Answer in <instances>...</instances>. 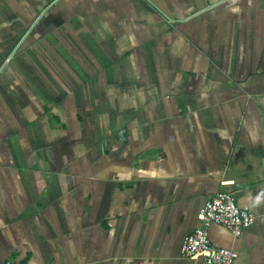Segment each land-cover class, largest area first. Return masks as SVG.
<instances>
[{
	"label": "crops",
	"instance_id": "1",
	"mask_svg": "<svg viewBox=\"0 0 264 264\" xmlns=\"http://www.w3.org/2000/svg\"><path fill=\"white\" fill-rule=\"evenodd\" d=\"M217 191L264 264V0H0V264H202Z\"/></svg>",
	"mask_w": 264,
	"mask_h": 264
},
{
	"label": "built area",
	"instance_id": "2",
	"mask_svg": "<svg viewBox=\"0 0 264 264\" xmlns=\"http://www.w3.org/2000/svg\"><path fill=\"white\" fill-rule=\"evenodd\" d=\"M197 219L199 225L186 236L181 254L188 258L199 259L202 264H235L236 251L212 245L208 236V227L212 224L220 225L232 236L239 238L244 230L254 223L253 212L247 207L238 206L231 194L217 191L199 210Z\"/></svg>",
	"mask_w": 264,
	"mask_h": 264
}]
</instances>
